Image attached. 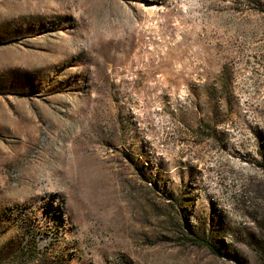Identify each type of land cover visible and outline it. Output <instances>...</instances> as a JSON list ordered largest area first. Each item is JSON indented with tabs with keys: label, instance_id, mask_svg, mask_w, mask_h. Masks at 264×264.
<instances>
[{
	"label": "rangeland",
	"instance_id": "rangeland-1",
	"mask_svg": "<svg viewBox=\"0 0 264 264\" xmlns=\"http://www.w3.org/2000/svg\"><path fill=\"white\" fill-rule=\"evenodd\" d=\"M0 264H264V0H0Z\"/></svg>",
	"mask_w": 264,
	"mask_h": 264
},
{
	"label": "trees",
	"instance_id": "trees-1",
	"mask_svg": "<svg viewBox=\"0 0 264 264\" xmlns=\"http://www.w3.org/2000/svg\"><path fill=\"white\" fill-rule=\"evenodd\" d=\"M195 244L196 245H200V246H203V245H208V246H211L210 248L213 249V245L209 242V241H205V239H195ZM214 250V249H213Z\"/></svg>",
	"mask_w": 264,
	"mask_h": 264
}]
</instances>
